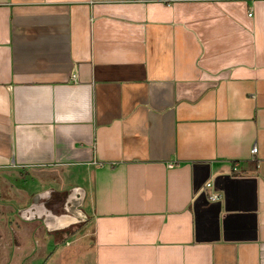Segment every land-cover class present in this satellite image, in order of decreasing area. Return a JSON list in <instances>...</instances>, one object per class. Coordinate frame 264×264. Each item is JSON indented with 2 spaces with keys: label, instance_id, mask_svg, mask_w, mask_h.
<instances>
[{
  "label": "crops",
  "instance_id": "crops-1",
  "mask_svg": "<svg viewBox=\"0 0 264 264\" xmlns=\"http://www.w3.org/2000/svg\"><path fill=\"white\" fill-rule=\"evenodd\" d=\"M13 171L83 189L81 227L22 220ZM80 253L264 264V0H0V264Z\"/></svg>",
  "mask_w": 264,
  "mask_h": 264
},
{
  "label": "water",
  "instance_id": "water-1",
  "mask_svg": "<svg viewBox=\"0 0 264 264\" xmlns=\"http://www.w3.org/2000/svg\"><path fill=\"white\" fill-rule=\"evenodd\" d=\"M51 193L52 190H46L34 195L32 199L33 203L18 211L19 217L25 221L37 218L42 221L47 230L50 232L66 229L69 226L85 219V216L80 209L85 196L83 189L75 187L69 193H63L66 197L64 200L66 213L60 215L52 214L50 211L43 208L42 203H39L41 199Z\"/></svg>",
  "mask_w": 264,
  "mask_h": 264
},
{
  "label": "rangeland",
  "instance_id": "rangeland-1",
  "mask_svg": "<svg viewBox=\"0 0 264 264\" xmlns=\"http://www.w3.org/2000/svg\"><path fill=\"white\" fill-rule=\"evenodd\" d=\"M5 172L11 173L12 171L10 170V171H5ZM13 172L14 173H12V174H14L13 176H14V179L16 180V182H14V185H21L23 187V189H26V190L28 189V191L31 193H35V192L38 193V192L46 191L48 188H53V187L49 186V184H47V176H48L47 174H41L40 176H35V175L33 176L32 173H31L32 175L31 174L29 175V173L27 171H24V172L22 171V173L19 171H13ZM26 201H28V200H27V197L25 196L23 198V202H26ZM14 220H15V217L11 218V221H14ZM17 220H20L18 215L16 217V221ZM82 223L83 222H80L74 226L69 227L68 228L69 231L72 232L74 229L75 230L78 229L79 227H81ZM58 233L65 234V233H67V230H62V231H59ZM67 236H69V235H65V236L63 235L64 238H66ZM80 237H82L81 234H79V233L76 234L71 239V240H73L71 247L68 248L67 250H72L75 247V244H76L75 241L78 240ZM79 240H80V242H79ZM79 240L77 241V243L79 242V245L82 244L83 242L87 241V239H85L82 242L81 238ZM81 258H82V253H80L78 256H76V258H75L76 260L73 259L72 261H70V263L72 262L75 264H81L82 263V262H80Z\"/></svg>",
  "mask_w": 264,
  "mask_h": 264
},
{
  "label": "flooded vegetation",
  "instance_id": "flooded-vegetation-1",
  "mask_svg": "<svg viewBox=\"0 0 264 264\" xmlns=\"http://www.w3.org/2000/svg\"><path fill=\"white\" fill-rule=\"evenodd\" d=\"M65 196L51 193L50 195L44 197L39 201V203H42L43 208L45 210L50 211L54 215H60L66 213V206H65ZM32 201L30 202V204Z\"/></svg>",
  "mask_w": 264,
  "mask_h": 264
},
{
  "label": "built area",
  "instance_id": "built-area-1",
  "mask_svg": "<svg viewBox=\"0 0 264 264\" xmlns=\"http://www.w3.org/2000/svg\"><path fill=\"white\" fill-rule=\"evenodd\" d=\"M73 78H74V76H73ZM256 152H257V147L256 146H253L252 149H251V153L254 155V154H256ZM211 187H212L211 182H207L205 184V188L206 189L211 188ZM208 197H209V199L211 201H219L222 198V196H221L220 193H217V192H215L213 190L211 192H209Z\"/></svg>",
  "mask_w": 264,
  "mask_h": 264
}]
</instances>
